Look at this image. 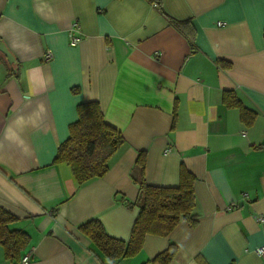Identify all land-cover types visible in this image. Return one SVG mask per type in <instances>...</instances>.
<instances>
[{
  "label": "crops",
  "instance_id": "0c3cea01",
  "mask_svg": "<svg viewBox=\"0 0 264 264\" xmlns=\"http://www.w3.org/2000/svg\"><path fill=\"white\" fill-rule=\"evenodd\" d=\"M168 17L190 20L192 43ZM0 40L15 59L0 52V206L29 236L20 256L110 264L78 226L95 218L129 239L142 204L131 171L145 151L147 184L176 186L181 165L195 176L196 222L146 234L113 264H150L170 244L168 264H264V0H0ZM86 101L124 143L102 177L79 185L52 161ZM18 262L0 245V264Z\"/></svg>",
  "mask_w": 264,
  "mask_h": 264
},
{
  "label": "trees",
  "instance_id": "16d2710c",
  "mask_svg": "<svg viewBox=\"0 0 264 264\" xmlns=\"http://www.w3.org/2000/svg\"><path fill=\"white\" fill-rule=\"evenodd\" d=\"M153 2L159 7L160 0ZM168 21L192 43L195 31L190 20L168 17ZM73 92L77 90L73 89ZM222 99L227 106L239 108L240 118L245 124H252L255 113L245 108L233 91H224ZM76 111L77 119L70 123L69 135L59 144L52 162L67 164L76 182L82 185L102 177L107 172L109 159L124 143V138L104 120L97 101L80 102ZM145 157V151H139L131 171L142 204L133 222L129 239L125 241L109 236L101 221L95 218L78 226L79 232L93 243L110 264L137 254L146 234L166 236L180 221H186L190 225L196 222L193 192L195 176L181 165L176 186L149 185L144 179ZM127 204L132 205L131 202ZM15 219L12 213L0 206V245L4 256L10 260H19L21 252L29 243L27 233L9 228V223ZM176 250L177 246L170 244L148 263L168 264Z\"/></svg>",
  "mask_w": 264,
  "mask_h": 264
},
{
  "label": "built area",
  "instance_id": "2783aa9c",
  "mask_svg": "<svg viewBox=\"0 0 264 264\" xmlns=\"http://www.w3.org/2000/svg\"><path fill=\"white\" fill-rule=\"evenodd\" d=\"M224 23L223 22H217V25L220 26V25H223ZM70 36V43L72 45H75L78 43L79 39L77 37H74L72 36L71 34H69ZM44 60L45 61H48L52 58V53L50 51H46L44 53V56H43ZM169 149H166L165 152H168ZM259 219L261 220L262 217H259ZM255 252L261 256V257H264V245H260L259 247H256L255 248ZM30 258H31V253L28 252V253H24L20 256L19 258V262L18 264H30Z\"/></svg>",
  "mask_w": 264,
  "mask_h": 264
},
{
  "label": "water",
  "instance_id": "95a60500",
  "mask_svg": "<svg viewBox=\"0 0 264 264\" xmlns=\"http://www.w3.org/2000/svg\"><path fill=\"white\" fill-rule=\"evenodd\" d=\"M0 52L4 54L9 63H15L13 54L9 51L2 40H0Z\"/></svg>",
  "mask_w": 264,
  "mask_h": 264
}]
</instances>
